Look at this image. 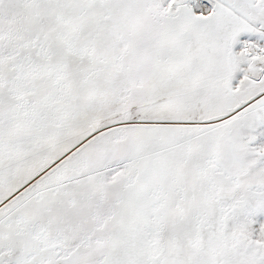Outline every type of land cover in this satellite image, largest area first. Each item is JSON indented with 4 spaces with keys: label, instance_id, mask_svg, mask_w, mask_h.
Wrapping results in <instances>:
<instances>
[{
    "label": "snow or ice",
    "instance_id": "1",
    "mask_svg": "<svg viewBox=\"0 0 264 264\" xmlns=\"http://www.w3.org/2000/svg\"><path fill=\"white\" fill-rule=\"evenodd\" d=\"M0 264H264V0H0Z\"/></svg>",
    "mask_w": 264,
    "mask_h": 264
}]
</instances>
